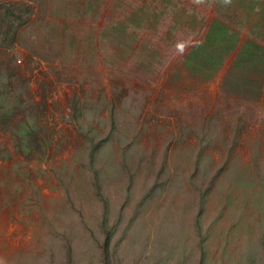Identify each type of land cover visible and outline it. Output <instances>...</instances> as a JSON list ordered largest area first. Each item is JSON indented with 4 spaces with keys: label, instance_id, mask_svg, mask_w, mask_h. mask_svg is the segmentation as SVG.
<instances>
[{
    "label": "rangeland",
    "instance_id": "1",
    "mask_svg": "<svg viewBox=\"0 0 264 264\" xmlns=\"http://www.w3.org/2000/svg\"><path fill=\"white\" fill-rule=\"evenodd\" d=\"M0 264H264V0H0Z\"/></svg>",
    "mask_w": 264,
    "mask_h": 264
},
{
    "label": "bare ground",
    "instance_id": "2",
    "mask_svg": "<svg viewBox=\"0 0 264 264\" xmlns=\"http://www.w3.org/2000/svg\"><path fill=\"white\" fill-rule=\"evenodd\" d=\"M13 231H14V228H13V226H10V228L7 230V232H6V235L8 236V237H10L11 236V234L13 233ZM6 239V238H5Z\"/></svg>",
    "mask_w": 264,
    "mask_h": 264
}]
</instances>
